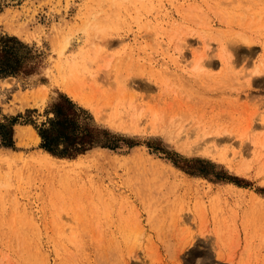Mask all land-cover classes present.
Wrapping results in <instances>:
<instances>
[{"label":"rangeland","instance_id":"obj_1","mask_svg":"<svg viewBox=\"0 0 264 264\" xmlns=\"http://www.w3.org/2000/svg\"><path fill=\"white\" fill-rule=\"evenodd\" d=\"M3 36L0 264H264V0H0ZM61 94L118 147L43 149Z\"/></svg>","mask_w":264,"mask_h":264},{"label":"trees","instance_id":"obj_2","mask_svg":"<svg viewBox=\"0 0 264 264\" xmlns=\"http://www.w3.org/2000/svg\"><path fill=\"white\" fill-rule=\"evenodd\" d=\"M32 49L17 37L0 38V77L32 74L28 64L33 58ZM52 117L38 126L42 148L54 156L75 158L96 147L115 149L117 137L96 126L88 110L67 95L61 94L49 107ZM18 118L5 117L0 122V147H14V126Z\"/></svg>","mask_w":264,"mask_h":264},{"label":"bare ground","instance_id":"obj_3","mask_svg":"<svg viewBox=\"0 0 264 264\" xmlns=\"http://www.w3.org/2000/svg\"><path fill=\"white\" fill-rule=\"evenodd\" d=\"M244 39H246V38H244ZM259 71V70H258ZM70 94H72V96H73V98L75 99H77V98H79V96L77 95V93L74 91V90H70Z\"/></svg>","mask_w":264,"mask_h":264}]
</instances>
